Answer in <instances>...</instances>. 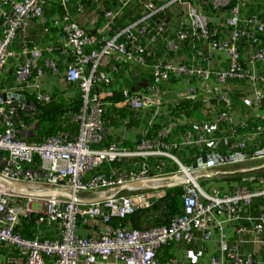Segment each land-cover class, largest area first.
Instances as JSON below:
<instances>
[{"label": "built area", "instance_id": "2783aa9c", "mask_svg": "<svg viewBox=\"0 0 264 264\" xmlns=\"http://www.w3.org/2000/svg\"><path fill=\"white\" fill-rule=\"evenodd\" d=\"M46 1L0 0V73L13 58H17L13 84L0 81V176L25 185L34 193L0 184V264H98L111 259L122 264H160L157 250L163 244L191 243L198 232L208 240L219 223L216 220L218 214H226L232 220L242 219L243 210L257 199H262L263 205L251 230L257 235L263 233V177L243 178L244 182L259 183L253 188L243 184L235 185L231 191H222L219 187L204 190L200 181L223 173L220 172L221 165L211 164L194 170L185 168L171 152V146L156 138L147 139L144 136L146 130L140 142L132 147L115 143L97 145L104 140L105 114L112 105L106 97L113 96V91L106 89L113 81L103 68L106 60L110 61L108 69L115 72L127 65L152 73L153 80L143 91L131 92L119 87L122 100L114 106L128 107L135 117L160 105L163 83L174 77L182 78L190 90L193 89L192 80L196 79L199 92L221 97L225 101L220 115L223 120L232 118L233 107L226 97L231 87L248 91L243 99L248 107L264 108V71L259 70L264 64V46H260L264 15L253 13L241 18V0H194V3L186 0H112L115 5L111 8H105L106 0H93L96 6L91 12L96 30L91 33L73 17L69 7L72 0H60L65 12L61 18L54 19L61 30L60 42L41 47L25 32L34 20L44 17ZM180 4L184 6L181 16L186 20L179 18L176 37L167 40V47L175 55L181 42L190 41L195 45L198 63L184 62L181 57L177 61L154 56V45L167 39L164 16L169 8ZM130 7L138 10L137 16L124 27L114 28V35L107 37V31L115 27ZM208 7L214 11L228 10L227 33L210 25L209 17L202 12ZM76 10L82 15L85 5L78 4ZM19 34L24 36L17 52L11 45ZM242 37L255 47L249 65L241 60L238 43ZM55 53L65 60V82L79 87L80 111L66 114L72 115L80 128L76 133L61 130L41 141H28L26 136L31 135V130L21 112L34 111L35 105L18 93L33 91L40 102L51 101L50 92L40 91V86L47 71L53 75L62 73L53 56ZM217 53L226 56L225 68L211 67L212 57ZM153 56L156 60L150 67L148 57ZM103 89L107 91L106 97ZM12 93L20 95L19 98ZM157 115L156 108L150 124ZM252 132L251 140L236 137L234 133L219 137L203 135L195 139L188 132L185 142L197 146L224 143L232 154L241 156L236 161L264 160V125L256 126ZM151 155L168 157L180 169L166 173L167 165L161 163L155 168L156 173L151 174L146 161ZM118 162H121L120 168L95 173L104 164ZM186 171L192 178L183 187V212L169 225L136 229L124 223L123 220L138 208L148 207L149 198L165 193L161 180L164 176L185 175ZM135 181H146L147 186H129ZM50 189L59 192L57 195L46 194ZM31 215L36 217L38 228L43 225L57 228L55 234L42 238L39 232L25 236L17 231L22 218ZM115 218L120 222L115 223ZM90 221H98L100 225L96 235H81L79 227ZM261 243L264 246V240ZM3 249H8L4 262ZM221 252L235 264H256L260 260L254 253L242 255L225 244L221 246ZM218 261L214 259L213 263Z\"/></svg>", "mask_w": 264, "mask_h": 264}, {"label": "trees", "instance_id": "16d2710c", "mask_svg": "<svg viewBox=\"0 0 264 264\" xmlns=\"http://www.w3.org/2000/svg\"><path fill=\"white\" fill-rule=\"evenodd\" d=\"M49 2V3H48ZM107 4L111 6V1L106 0ZM85 5L86 8L93 9V5L95 3L93 0H72L70 2L69 7L71 10L73 9L75 12H78L76 10L78 4ZM75 7V9L73 8ZM132 9V8H131ZM128 9L124 12L122 18L117 21V24L115 27L109 29L107 31V37H111L114 35V28L124 27L128 23H130L131 20H129L126 16L128 14H132V10ZM134 9V8H133ZM65 12V6L60 2V0L50 2V0L46 1V5L44 6V13L43 18L44 20H47V22H44V25H46L48 28L51 29V31L55 32V30L59 29L56 23L54 22V19L57 17H62V15ZM79 13V12H78ZM134 14V13H133ZM137 16V15H136ZM52 17V19H50ZM128 20V21H127ZM101 23H99L100 25ZM60 30V29H59ZM94 31H89L91 33H94ZM61 32V30H60ZM26 33V32H25ZM24 34H19V36L16 38L14 43L11 45V49L15 51V48L21 49V39ZM31 37V36H30ZM28 37V38H30ZM31 39H33L31 37ZM261 44L260 46H263L264 37H260ZM34 40V39H33ZM35 44L36 41L34 40ZM55 44V43H53ZM159 44V45H158ZM158 44L154 45L153 51L154 56H158L160 53L156 52L157 45L161 46L162 42H159ZM55 45H58L56 43ZM239 47L241 50V60L243 63H247L248 61H245L242 57V54L244 52L243 47H246V50L254 49L255 47L252 46V43L250 40H248L245 37H242L239 41ZM166 54L168 53V50L166 49ZM148 57V61L150 64V67L155 62V57ZM55 57H57V53H55ZM13 70L14 68L9 65L6 66L2 73H0V81L2 83L12 85L14 81L13 76ZM136 75L137 77L135 79H131V76L125 77L126 75L123 74H117L113 76L112 85L110 86L111 89L114 92L113 96L108 97V99L112 102V105L108 108L105 119L110 124L108 125V129H111L116 126H122L124 125V121L128 118L130 119L131 124H142L141 120L136 119L133 117V111H131L128 107H115L114 103L122 100V97L119 92V87H124L129 89L131 92H139L140 90H145V87L150 84L153 80V76L151 72H148L146 75L141 74L138 72V70H135L131 72V74ZM192 82H196L198 84V80L193 79ZM74 84V83H72ZM71 84V85H72ZM67 92L70 94L68 97H66V93L61 90H57L51 94V101L40 102L36 93L33 91H22L23 95L28 97L35 105L34 111L29 112H21V116L24 118L25 123H27L30 126V130H32L35 135L29 136L27 139L29 141H41L42 138L48 137L50 135L57 134L61 130L70 131L72 133H76V131L80 128L79 125L72 120V115H67L66 112L70 113H78L80 111V108L82 106V98L80 95V92L78 91V87L76 85H72L69 87ZM244 96L242 93H230L229 98L231 101V104L234 107H238V105H241V108L243 110H247V106L243 102V99H241V96ZM210 103H213L214 108L210 106ZM170 106L171 116L177 117V118H189L191 121H179L178 123L175 122V128H173L169 135L163 136L160 133V130L166 126L165 117H160L159 115L156 121L152 123V125L145 127L146 133H144V136L147 139L156 138L164 142L166 145H169L172 147L171 152L173 155H175L181 162H183L184 165L191 167L195 161L202 155L207 152H214L218 151L222 154L229 155L231 152V149L224 143H218L214 145L209 144H202V146H197L196 144L192 143H176L174 142L173 138L174 136L179 135L180 133L185 132H191L193 137L195 139L203 136V135H209V136H220V135H227L230 134V131L232 129V126L227 123L226 120H223L220 118L221 112L225 108V101L221 99V97L217 96H211L208 94H205L204 92H200L199 95H189L182 97L178 102L168 103ZM206 105V107H203ZM246 106V107H245ZM212 108L213 114L212 119L208 123L207 121H204L200 116L204 114V111L206 109ZM218 108V109H217ZM250 109H259V108H250ZM263 110V109H261ZM155 111L154 107L150 108L149 112L152 114ZM169 114V115H170ZM262 119L263 116H260ZM249 125H255L252 121L249 120ZM257 124V123H256ZM230 126L231 129L228 127ZM245 131H247L246 128H239L240 134H244ZM107 135V142H114L116 143L114 138L108 133ZM143 135V134H142ZM140 134L138 143L140 142V138L142 137ZM194 139V140H195ZM104 141V140H103ZM196 141V140H195ZM122 144V143H120ZM137 145V144H136ZM103 142L100 145H97V147H102ZM147 164L150 169L151 174H155L156 170L155 168L157 165L161 163H165L167 166L165 167V172H176L179 170V165L173 161L172 159L164 156H149L146 159ZM239 165V164H238ZM121 162L119 163H110V164H104V166H101V168H97L95 170V173L100 172L102 170H105L109 172L111 168H120ZM236 165L233 166L235 168ZM232 168V169H233ZM254 176V177H263L264 178V170H253L248 172H234V173H227L223 175L222 179H219L218 182L222 186L225 185L222 191H231L235 185H243L248 184L253 188L254 185H259L257 181H251V182H244L243 178L247 176ZM213 180H216L214 178ZM210 180L202 179L200 181L202 187L206 190H209V187L207 186V182ZM165 195L160 197L157 201H155L151 206L149 207H141L138 208L133 214L129 215L126 219H124V223L128 226L136 229H146L153 226H163V225H169L173 218H175L177 215L182 214L183 212V199L182 195L184 192L183 186H176L171 188H164ZM36 217L34 215L23 217L20 225L17 227V231L21 232L25 236H32L33 234H40L42 238L50 237L55 234L57 228L54 227H48L46 225L41 226V228H38V226L35 223ZM120 222L118 218L114 219V222ZM123 223V224H124ZM124 224V225H125ZM175 242H171L169 244H163L157 253L158 262L160 264H164L165 261L168 262V260L174 256L175 252Z\"/></svg>", "mask_w": 264, "mask_h": 264}, {"label": "crops", "instance_id": "0c3cea01", "mask_svg": "<svg viewBox=\"0 0 264 264\" xmlns=\"http://www.w3.org/2000/svg\"><path fill=\"white\" fill-rule=\"evenodd\" d=\"M57 1V0H50V2ZM159 1H165V0H159ZM187 2L190 3L192 1L194 3V0H186ZM49 3V2H48ZM111 6L113 3H110ZM93 5V7H95ZM105 8H111L106 2H104ZM75 9V7H73ZM134 9H131L133 13L137 14L138 10L133 7ZM240 8H241V18H246L250 16L253 13H260L264 14V0H241L240 3ZM92 9L89 7H85V13L82 15L75 12L72 9V14L73 17L80 22V24L88 31H94L95 28V23H93V15L91 12ZM184 12V6L182 4L172 6L171 8L168 9L166 15L164 16V20L166 22V27H167V39L162 40L161 46L155 47L156 52L160 53V56H163L165 58L169 59H176L177 61L181 58L184 59V62H190V63H198L200 61L199 58L195 56V45H192L190 41H183L180 43V49L179 51L175 52V55H172V53L168 50L167 47V40L175 38L176 37V31L178 28V21L179 18L182 17V13ZM202 12L207 15L210 19V25L213 28H217L221 33H227L228 29L226 27L227 19L229 16L228 10H221V11H214L212 8H204ZM134 14V16H135ZM128 14L126 17L129 18ZM168 17V18H167ZM52 19V17L50 18ZM180 20H186L185 17H182ZM47 22V20L42 19H36L32 22L31 26L27 30L26 34H29L35 41L36 43L41 46L45 47L46 45L53 44V43H59L60 42V30L57 29L55 32L51 31L50 28H48L46 25H44V22ZM128 21V20H127ZM99 26V25H97ZM107 34V33H106ZM108 35V34H107ZM264 44V41H263ZM168 50L169 54H166L165 50ZM244 52L242 54V57L244 58L245 61H248L251 58V55L253 53V50H246V47H243ZM17 52L20 51V48L17 49L15 48ZM55 60L59 63V66L61 67V74L59 75H53L49 71L45 74L43 81L40 86V91H48L50 94L57 90L64 91L66 93V97L70 95L67 90L69 87L72 85L77 84H68L65 82L64 78V66H65V60L62 58L58 53L57 57H55V54L53 55ZM211 61V67L214 68H225L227 64V58L224 54L222 53H217L212 57ZM17 58H13L12 61L8 63L7 66L11 65L14 68V64ZM111 62H115V60H111ZM110 63V61L106 60L103 63V68L106 69L107 72L110 73V75L115 76L117 74H123L126 75L125 77L131 76V79H135L137 77V74L134 75L133 72L135 70L136 66H128L125 65L121 68L120 71L115 72L112 69H108L107 65ZM106 66V67H105ZM260 71H264V64L259 67ZM14 71V70H13ZM138 72H140L143 75H146L147 72L141 70L138 68ZM13 73V72H12ZM113 80V79H112ZM193 81V80H192ZM112 85V84H111ZM110 85V86H111ZM107 90H112L111 87H107ZM162 100L160 102L159 106H156L154 109L155 111L151 114L149 112L150 109H147L145 111H142L136 117V119L141 120L142 124H135V125H130V119H126L124 121V125L122 126H116L111 129H108V125L110 124L109 120L105 122V131H104V141L103 145L107 146L111 142H107V135L112 136L117 143H122L125 146H135L138 143L140 134L142 135L144 133L145 127L150 126V120L151 117L156 112V108L158 110V115L159 118L165 117V122L166 126L160 130V133H163V136H167L170 134L171 130L175 128V122L178 123L179 121L185 122V121H191L189 118H177V117H172L171 116V109L168 103H173V102H178L182 97L184 96H189V95H199L200 92L197 88L196 82H193V89L190 90L188 85L185 83V81L180 78V77H174L170 80L164 81L163 83V88H162ZM79 91V87H78ZM113 91V90H112ZM143 91V90H140ZM139 91V92H140ZM80 92V91H79ZM104 96L106 97V90H102ZM242 93L244 96L248 92L244 88H234L231 87L228 91L227 94L229 95L230 93ZM37 95V94H36ZM114 95V92H113ZM243 95L241 97H244ZM106 100L108 102H111L108 97H106ZM116 107V106H115ZM203 107H206L204 105ZM214 108V106H212ZM246 107V106H245ZM247 110H243L241 108V105H238V107L233 106V111H232V118L231 120L227 121L228 124L232 126V129H236V137H246L249 140H251L254 137V133L251 130V127L253 125H249V120L252 121L255 125H264V108H259V109H250L249 107H246ZM218 109V108H217ZM263 109V110H261ZM212 108L210 107L209 109H206L204 111V114L201 115L200 117L204 120L207 121L208 123L212 119V114H213ZM170 114V115H169ZM157 115V117H158ZM260 116H263L261 119ZM156 117V119H157ZM156 121V120H155ZM154 123V122H152ZM257 123V124H256ZM244 125H247L244 134H240L239 128H243ZM230 129L231 127L228 126ZM231 129V130H232ZM188 132L185 133H180L177 136H174L173 140L176 143H186L185 142V136L187 135ZM31 135L34 136L35 133L31 130ZM30 135V136H31ZM264 135V134H263ZM29 137V136H26ZM114 143V142H112ZM246 163V162H245ZM248 163V162H247ZM250 167L255 168V169H260L264 170V160L260 161H251ZM244 163H239L241 166ZM233 164H224L220 166V177H211L206 180H210L207 182V186L209 187V191H211L214 187H219L220 189H223L225 185H221L216 181H219V179H222L223 175L227 174L230 170L233 168ZM216 178V180H213ZM225 191H227L225 189ZM263 205V200L262 199H257L254 201V203L246 207L243 210L242 213V219L239 220H232L226 216V214L220 213L217 215L216 220H219V223L215 226L213 234L210 239L205 240L202 237V233L198 232L195 240L191 243H185V242H180L176 243L175 246V252L174 256H172L168 262L165 261L164 264H235L234 261L227 259L223 257L222 252H221V246L225 244L228 248H233L237 252L242 253V255H245L246 253H254L260 260L256 264H264L263 257H264V246L262 245L261 241L264 240V231L260 235H257L252 232L251 228L254 226L258 213ZM99 223L98 221H90L87 225L81 224L79 227V233L81 235L85 236H95L97 233ZM242 228V229H241ZM245 228V229H244ZM6 256H8V249H3L1 253V257L3 262L6 259ZM214 259H218L219 261L216 263H213ZM216 261V260H215ZM98 264H122L121 262L115 261V259H111L107 263H98Z\"/></svg>", "mask_w": 264, "mask_h": 264}, {"label": "water", "instance_id": "95a60500", "mask_svg": "<svg viewBox=\"0 0 264 264\" xmlns=\"http://www.w3.org/2000/svg\"><path fill=\"white\" fill-rule=\"evenodd\" d=\"M12 95L14 97L19 98L20 95H18L17 93H12ZM241 156H235L234 154L232 155H224L218 152L212 153V154H208V155H204L200 158H198L195 163L191 166V168H196V167H201V166H206V165H211V164H219V163H226V162H231V161H235L237 160V158H239ZM248 169H239L237 170V172H243V171H247ZM163 181H167L166 183H164V187H175L177 185L180 184H184L187 183L189 180H184L182 179V175H168V176H164ZM175 181V182H170V181ZM0 183L10 186L11 188H13L14 190L20 191V192H24V193H28V194H34L29 192L28 187L19 183H16L14 181L8 180V179H4L3 177L0 176ZM129 186H133V187H143V186H147V182L146 181H135L129 184ZM124 188V187H122ZM59 192V190L57 189H50L46 192V194H50V195H57ZM38 194V193H37ZM70 194V193H68ZM163 194H160L158 196H153L151 198H149V205H152L157 199L158 197L162 196Z\"/></svg>", "mask_w": 264, "mask_h": 264}, {"label": "clouds", "instance_id": "9594fccd", "mask_svg": "<svg viewBox=\"0 0 264 264\" xmlns=\"http://www.w3.org/2000/svg\"><path fill=\"white\" fill-rule=\"evenodd\" d=\"M111 1V3H113V1L112 0H110ZM107 3V2H106ZM114 4V3H113ZM115 5V4H114ZM114 5L112 6V7H114ZM130 8H132L133 9V7H130ZM129 8V9H130ZM126 11V10H125ZM134 15V14H133ZM136 15V14H135ZM264 15V14H263ZM263 37H264V35H263ZM241 39V38H240ZM240 41V40H239ZM239 44V43H238ZM260 44H261V41H260ZM264 46V45H263ZM240 48V47H239ZM240 52H241V50H240ZM244 64H247V65H249V63L247 62V63H244ZM8 65V64H7ZM6 65V66H7ZM18 94H20V95H22L23 97H26L25 95H23L22 93H18ZM248 94L246 93V95L244 96V97H242L241 99H244L246 96H247ZM229 95L227 94L226 95V97L230 100V98L228 97ZM27 99H29L28 97H26ZM30 100V99H29ZM31 101V100H30ZM32 102V101H31ZM231 102V101H230ZM246 105V104H245ZM247 106V105H246ZM232 107H233V105H232ZM248 107V106H247ZM249 108H253V107H249ZM256 108V107H255ZM256 126H258V125H253L252 127H251V130L250 131H253L254 129H255V127ZM247 127V125H244L243 126V128H246ZM236 129H232L231 131H230V133H234V134H236V131H235ZM43 139V138H42ZM28 140V139H27ZM29 141V140H28ZM120 145H123V144H120ZM216 152H218V151H216ZM215 153V152H214ZM218 153H220V152H218ZM222 154V153H221ZM225 155V154H224ZM229 155H232V153H230ZM202 157V156H201ZM200 158V157H199ZM251 161H260V160H251ZM250 160H245V161H231V162H226V163H219L221 166L222 165H224V164H229V163H231V164H233V165H238L237 163H245V162H251ZM182 164H183V162H182ZM184 165V164H183ZM241 166H243V169H248L247 171H243V173H245V172H248V171H253V170H260V169H255V168H251L250 166H245L244 164H242ZM180 167V166H179ZM184 167L185 168H188V169H192V170H194V168H191V167H188V166H186V165H184ZM244 167H247V168H244ZM196 168H198V167H196ZM180 169V168H179ZM231 171H234V168H233V170H230L228 173H231ZM236 172H237V170H236ZM234 173V172H233ZM176 175H182V176H184L183 174H181V173H178V174H176ZM168 176V175H167ZM214 177H217V175H213ZM213 176H211V177H213ZM211 177H207V178H204V179H208V178H211ZM162 181H163V179H161ZM189 180V179H188ZM167 181H164V183H166ZM170 182H175V181H170ZM189 182V181H188ZM17 183V182H16ZM164 183H163V189L164 188H171V187H164ZM0 184H2V183H0ZM20 184V183H19ZM184 184H186V183H184ZM184 184H180V185H177V186H183L184 187ZM2 185H4V184H2ZM5 186H7V185H5ZM202 186V185H201ZM8 187H10V186H8ZM131 187H133V186H131ZM144 187V186H143ZM146 187V186H145ZM176 187V186H175ZM11 188V187H10ZM13 189V188H12ZM204 189V188H203ZM204 190H206V189H204ZM165 191V190H164ZM161 194H163L162 196H164L165 195V193H161ZM162 196H160V197H162ZM160 197H158V199L160 198ZM157 199V200H158ZM156 200V201H157ZM149 206H151V205H149ZM148 206V207H149ZM175 243H180V242H175ZM159 250V249H158ZM158 250H157V253H158ZM157 259H158V257H157Z\"/></svg>", "mask_w": 264, "mask_h": 264}, {"label": "rangeland", "instance_id": "374dc122", "mask_svg": "<svg viewBox=\"0 0 264 264\" xmlns=\"http://www.w3.org/2000/svg\"><path fill=\"white\" fill-rule=\"evenodd\" d=\"M129 18H134V15L133 14H131V15H129ZM168 18V17H167ZM29 37H30V35H29ZM31 38V37H30ZM237 164H239V163H237ZM244 165L245 166H249L250 165V163H244ZM220 168V167H219ZM244 168H247V167H244ZM239 169H243V166H240V165H236V167L234 168V171H236V170H239ZM233 170V169H232ZM203 173V172H202ZM209 174L211 173V172H208ZM187 171H186V174L184 175V176H182V179H184V180H187L188 179V176H187ZM250 176H252V175H250ZM200 177H202V176H200ZM217 177H220V174H218L217 175ZM191 178V177H190Z\"/></svg>", "mask_w": 264, "mask_h": 264}, {"label": "bare ground", "instance_id": "6f19581e", "mask_svg": "<svg viewBox=\"0 0 264 264\" xmlns=\"http://www.w3.org/2000/svg\"><path fill=\"white\" fill-rule=\"evenodd\" d=\"M209 171H203V173H208ZM188 173V172H187ZM187 176H188V179H191L192 177L189 175V174H187ZM191 177V178H190Z\"/></svg>", "mask_w": 264, "mask_h": 264}]
</instances>
